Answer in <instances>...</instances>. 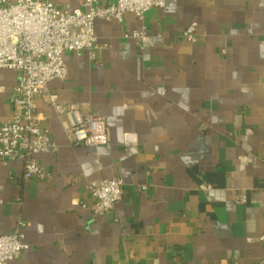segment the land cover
<instances>
[{
	"label": "crops",
	"instance_id": "0c3cea01",
	"mask_svg": "<svg viewBox=\"0 0 264 264\" xmlns=\"http://www.w3.org/2000/svg\"><path fill=\"white\" fill-rule=\"evenodd\" d=\"M94 30L107 47L96 61L66 53L50 88L103 116L110 140L73 146L65 116L36 99L58 150L37 155L45 179L0 163V234L22 218L29 245L8 264H264V0H166ZM18 81L0 69V125ZM114 176L124 197L94 216L88 186Z\"/></svg>",
	"mask_w": 264,
	"mask_h": 264
},
{
	"label": "built area",
	"instance_id": "2783aa9c",
	"mask_svg": "<svg viewBox=\"0 0 264 264\" xmlns=\"http://www.w3.org/2000/svg\"><path fill=\"white\" fill-rule=\"evenodd\" d=\"M166 0H84L79 7L59 6L54 0H0V69L15 70L19 81L12 89L10 117L0 125V163L20 161L23 178L45 179L48 173L37 155L46 150L57 151L58 144L44 126L45 116L36 109V99L43 97L60 115L73 146L105 145L110 131L104 117L82 113L78 103L63 104L59 95L50 88L53 80L68 77L66 53H87L97 60V50L107 47L95 34L97 19L121 22L126 13L143 19L154 7L165 5ZM197 22H192L182 37L191 43L197 41ZM143 38L144 31H133L126 36ZM145 188V187H144ZM264 189V185H263ZM90 210L94 216L112 211L124 197V180L120 176L106 178L88 186ZM239 195L237 201L245 202ZM82 206L87 203L82 201ZM27 221L18 218L14 229L0 234V264L20 258L29 245L25 241ZM264 239V235L262 236Z\"/></svg>",
	"mask_w": 264,
	"mask_h": 264
}]
</instances>
